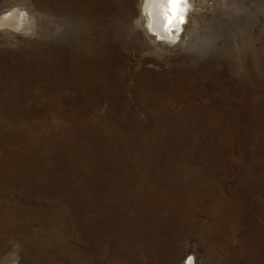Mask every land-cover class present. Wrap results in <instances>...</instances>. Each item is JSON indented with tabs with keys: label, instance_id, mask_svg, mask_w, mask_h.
<instances>
[{
	"label": "rangeland",
	"instance_id": "obj_1",
	"mask_svg": "<svg viewBox=\"0 0 264 264\" xmlns=\"http://www.w3.org/2000/svg\"><path fill=\"white\" fill-rule=\"evenodd\" d=\"M188 1L0 0V264H264V0Z\"/></svg>",
	"mask_w": 264,
	"mask_h": 264
},
{
	"label": "bare ground",
	"instance_id": "obj_2",
	"mask_svg": "<svg viewBox=\"0 0 264 264\" xmlns=\"http://www.w3.org/2000/svg\"><path fill=\"white\" fill-rule=\"evenodd\" d=\"M190 4L188 0H143V14L146 17L145 26L150 34L166 44H174L180 38L183 23ZM26 13L19 9L11 10L0 17V33L6 28L22 29ZM27 20V19H26ZM50 134L60 137L64 130L55 127Z\"/></svg>",
	"mask_w": 264,
	"mask_h": 264
}]
</instances>
